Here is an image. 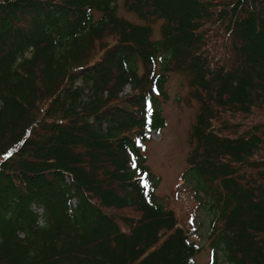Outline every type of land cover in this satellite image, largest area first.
<instances>
[{
    "label": "trees",
    "instance_id": "trees-1",
    "mask_svg": "<svg viewBox=\"0 0 264 264\" xmlns=\"http://www.w3.org/2000/svg\"><path fill=\"white\" fill-rule=\"evenodd\" d=\"M118 2L0 0V264H198L202 209L207 264H264V0ZM171 72L189 212L145 155Z\"/></svg>",
    "mask_w": 264,
    "mask_h": 264
},
{
    "label": "rangeland",
    "instance_id": "rangeland-1",
    "mask_svg": "<svg viewBox=\"0 0 264 264\" xmlns=\"http://www.w3.org/2000/svg\"><path fill=\"white\" fill-rule=\"evenodd\" d=\"M118 15L132 22H138L134 14L124 9L123 0L118 2ZM154 38L160 39L158 26L155 29ZM189 81L190 77L186 73L171 72L169 74L166 85L168 99L160 100L167 126L163 130L152 132L151 140L146 145L147 165L159 180L157 195L164 203L174 195L177 197L178 192L180 195L186 193L188 196V193L182 190L188 188L187 184L184 182V186L181 187L182 174L187 167L190 131L198 114V104L190 97ZM182 204L178 201L181 209L184 212L188 211L193 205L191 196L189 201H183ZM208 218L206 213L199 211L194 225V229L199 230V244L204 245L202 254L197 257L198 264H206L211 255L205 240Z\"/></svg>",
    "mask_w": 264,
    "mask_h": 264
},
{
    "label": "bare ground",
    "instance_id": "bare-ground-1",
    "mask_svg": "<svg viewBox=\"0 0 264 264\" xmlns=\"http://www.w3.org/2000/svg\"><path fill=\"white\" fill-rule=\"evenodd\" d=\"M38 212L42 213L43 211L41 209L37 210Z\"/></svg>",
    "mask_w": 264,
    "mask_h": 264
}]
</instances>
